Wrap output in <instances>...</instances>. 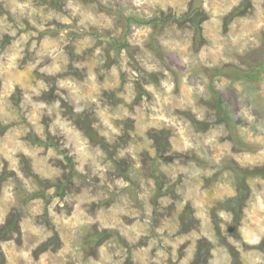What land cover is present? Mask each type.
Masks as SVG:
<instances>
[{
    "label": "rangeland",
    "instance_id": "obj_1",
    "mask_svg": "<svg viewBox=\"0 0 264 264\" xmlns=\"http://www.w3.org/2000/svg\"><path fill=\"white\" fill-rule=\"evenodd\" d=\"M263 57L264 0H0V264H264Z\"/></svg>",
    "mask_w": 264,
    "mask_h": 264
},
{
    "label": "trees",
    "instance_id": "obj_2",
    "mask_svg": "<svg viewBox=\"0 0 264 264\" xmlns=\"http://www.w3.org/2000/svg\"><path fill=\"white\" fill-rule=\"evenodd\" d=\"M263 69H264V57H263V60L261 61V63L259 65H257V67H253L250 71L236 70V69L232 68L229 65H224L223 67L217 69L215 71V74H228L230 76L236 77L237 79H243V78H245V79H251V80H253L254 77H256ZM77 116L79 117L78 114H77ZM80 122L82 123V121H80ZM82 124H83L82 126L86 130H88L89 125H85L84 123H82ZM1 132H3V130H1ZM233 169L237 173L239 172L240 174H242L243 172H246L248 174L254 173V174H263L264 175V168L263 169H252V170H247V169L246 170H239L238 168H233ZM0 181H1V178H0ZM243 189L244 190H242L238 194V196H236V197L228 200V202H226L227 204H230L235 210H237L236 208H239V206L241 205V203L244 202L245 197L247 196V188L245 189V187H243ZM245 194H246V196H245ZM238 213L239 212L237 211L235 214H237L239 216Z\"/></svg>",
    "mask_w": 264,
    "mask_h": 264
}]
</instances>
